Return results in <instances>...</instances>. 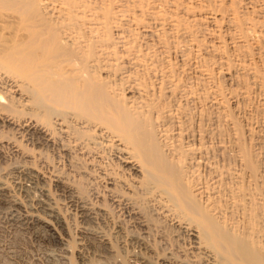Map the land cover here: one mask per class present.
Here are the masks:
<instances>
[{"label":"bare ground","instance_id":"obj_1","mask_svg":"<svg viewBox=\"0 0 264 264\" xmlns=\"http://www.w3.org/2000/svg\"><path fill=\"white\" fill-rule=\"evenodd\" d=\"M18 108L28 119H16ZM0 122L35 148L58 149L67 176L91 174L78 161L97 160L101 193L141 227L133 235L121 223L111 236L130 264L159 256L139 198L180 257L264 264V0H0ZM21 166L0 174V201L56 240L70 226L51 178ZM54 176L61 195L75 193ZM98 199L75 214L104 221ZM85 230L100 245L94 256L111 258L108 234Z\"/></svg>","mask_w":264,"mask_h":264},{"label":"rangeland","instance_id":"obj_2","mask_svg":"<svg viewBox=\"0 0 264 264\" xmlns=\"http://www.w3.org/2000/svg\"><path fill=\"white\" fill-rule=\"evenodd\" d=\"M5 1H9V0H5ZM98 1L99 3L102 2V0L101 1L97 0V3ZM116 6L118 7L117 3L113 6V8ZM146 17L148 18V15H146ZM254 37L256 40L260 38L259 36L257 37V35H252V36L250 35L249 39L250 38L254 39ZM260 39L263 40L262 38ZM260 39L258 40L261 41ZM7 89H8L7 87L2 88L1 91L3 90L5 92L3 93L5 94L6 98H8V96H10V98L11 97L13 98L14 94H12V96L9 95L11 93L10 92L7 93L8 91ZM15 95L18 98L16 93ZM8 100L9 98L6 101ZM32 106L33 107L44 106L43 101L40 99L36 100L34 98V102L32 103ZM18 109L20 110V113H18L17 116L15 115L16 119L18 118L20 119V121L26 120V118L28 119L30 110H28L27 108H23V109L18 108ZM24 109L26 112H29V113L26 114ZM17 134L15 130L9 127H5L4 124L3 123L1 124L0 122V136H1L0 140H1L2 146L4 147L0 149V174L7 175L8 173L21 169V167H23L21 165L25 164L26 165L25 167H29L30 169L35 168L41 173L45 174L47 177L51 178V181L47 180L48 184L51 190L53 191V196L54 198H56L58 206H60L61 208V212L63 216L65 215L66 220L69 222L68 223L69 225L67 227L69 226L70 227L67 228L68 230L64 228L61 229L62 233H60V235L57 234L58 238L55 240L51 237L49 232L43 228L42 230L37 229L39 231H37L35 228L33 229L30 228V226L26 224V220L24 219L21 211L18 213L17 212L18 209H16V206L15 207L14 205L12 206L11 202L0 201V264H82V262L80 263L81 261V259H79L80 257H78L81 255L82 251L85 252L88 255V257L90 256L89 258L90 260H92L93 262L92 264H130L129 255L126 252L127 249L125 248L123 250L120 247L118 241L113 240L111 236H113L114 233L116 232V225L121 224V223H122L121 226H124L123 230L121 231L122 232L125 231L128 234L138 235V232L142 233L140 230H138V228H141V227L140 226H138L137 228L132 227L131 222L127 221L128 219L125 218L124 215H121V212L118 211L119 210L118 208H114V206L113 207L110 206L111 203L108 200L107 194L103 192L101 193V190L103 188L101 184L103 182L100 183V180L99 182L97 181V170H96L97 166L96 164L94 165V163H97L96 162L97 160H95V162L93 163L92 162L89 163L87 162L88 160L87 159L85 160V158L83 157L82 160L78 161L79 164L77 163L78 166L81 165L84 168L82 169L85 171H88L89 170L88 168L95 166L93 170L95 169L96 172L95 171L91 172V174L84 172L83 174L84 177L82 175L78 177L76 174L74 175V172H72L74 176L72 175V173H70V175L67 176V173L69 172L68 168H70V165H69L70 163L67 162L64 157H62V154L59 153L60 151L58 149L54 150V148L53 147L51 148V146L49 145L35 148V146H33L34 143L31 142L30 139L26 140L27 138H20L21 137L20 134L18 135ZM61 138L62 137L57 138L59 143H61L60 141H63ZM13 142L16 143L17 146L19 145L18 146V148L20 149L19 152H16L17 147L13 146ZM9 144H12V145H9ZM32 148L35 150H33ZM23 155L25 156L23 157ZM36 155L37 156L41 155V156H39L40 158L38 159ZM72 155L76 156L77 154L76 155L72 154ZM70 159H72V157ZM14 173L17 174L18 172H14ZM14 173L13 175H15ZM52 173L53 174L55 173L54 175H57L60 179L64 180L65 183L63 184L65 186L71 187L75 191V193H71L73 195L68 193L67 196L66 194L61 195L60 191L55 189V180L58 178L52 175ZM21 174L19 178L20 177L25 178L23 177L24 175H21ZM97 188H98V191H100V194L97 193ZM96 196L97 197L99 196L98 197L99 199ZM97 199L103 200L104 205L102 207L110 213L107 219H105L104 221H101V220L96 219V217L82 218L79 216V214H75L77 212H75L74 209H76V211L78 209L76 204L79 205V204H82V202L95 203L93 209L97 210V202H95ZM139 199H140L139 204L141 205V211L144 213L142 214L145 215L147 218L149 217L148 226L151 227V229H153L151 231L152 233L151 236H149L151 239L148 238V240L150 243H151V240H152V243H154L153 244L155 246L154 248L156 252L159 254L155 262L156 264H159L162 261V259L167 258L170 255V253H176L177 250L175 251V248L177 249V245L175 244L172 246L170 245L173 243L171 242V238L173 237V235H171L170 230L166 228L165 226L166 224L165 222H163L164 219L162 218L160 219V217L157 215H154V214L152 215L151 208L146 203V200L144 199L142 200L141 198ZM13 208H14V211L12 210ZM83 221L85 223H83ZM88 227L91 231L93 230L95 231L93 233L97 234L99 232L98 230H100L101 232L108 234L107 236L109 237V239H111L112 246L115 250L111 258H110L111 254H108V252H107L108 255L106 256L104 255L105 257L104 256L102 257L103 259L100 256L98 257V255L94 256V253H98V251L100 250V245L96 239H93L92 235H90L89 233L86 234L88 230H85V229L86 228L88 229ZM160 230L163 232H161ZM43 231L45 232L43 233ZM161 233L164 238H161L160 236H158ZM81 239L84 241V243L83 241H81ZM166 241L167 242L169 241V242L167 243ZM81 242L85 245L83 246ZM163 243L164 244L166 243V245H164ZM83 248L85 249L83 250ZM135 248L139 250V248L137 247ZM135 248L134 250H136ZM184 251L186 252V250L183 249V252ZM178 253L180 252L176 253V256H177L175 260L176 263H173V264H177L178 262L180 263L181 259H186L185 260L186 262L182 261L184 262L183 264H186V263L191 264L192 261H194V263L192 264H205V262L207 264V260L204 259L203 257H199V258L196 257L197 258L196 259L195 257L192 258L193 255H191V257L187 255V257L184 256V258H182L183 255L181 254V257H180Z\"/></svg>","mask_w":264,"mask_h":264}]
</instances>
